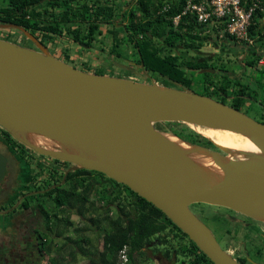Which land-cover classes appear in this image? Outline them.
Wrapping results in <instances>:
<instances>
[{
  "label": "water",
  "instance_id": "95a60500",
  "mask_svg": "<svg viewBox=\"0 0 264 264\" xmlns=\"http://www.w3.org/2000/svg\"><path fill=\"white\" fill-rule=\"evenodd\" d=\"M0 26L21 30L38 47L0 38L1 127L35 152L71 162L69 169L95 170L128 186L214 264H240L190 205L223 206L264 221V123L193 90L84 71L49 53L25 28ZM163 121L235 131L256 150L212 138L220 151L179 139L182 146L155 127ZM30 135L53 146L36 144ZM4 164L1 158L0 177Z\"/></svg>",
  "mask_w": 264,
  "mask_h": 264
},
{
  "label": "flooded vegetation",
  "instance_id": "af4514ba",
  "mask_svg": "<svg viewBox=\"0 0 264 264\" xmlns=\"http://www.w3.org/2000/svg\"><path fill=\"white\" fill-rule=\"evenodd\" d=\"M136 1L124 0L122 9H118L120 0H41L25 8L26 11L35 8L40 14L25 15L21 9L16 17L24 18L29 22V28L19 26L28 30L49 53L79 68L72 55L75 50L78 49L81 54H85L83 52L88 54L89 50L109 54L119 51L120 42L118 39L120 36L131 38L132 32H120V28L128 23L129 10ZM50 2L54 3L50 4ZM6 7L7 2L2 10H7ZM69 7L78 8L81 13L63 19L61 13ZM100 7L104 10L102 16L97 17L96 12ZM256 20L258 27L254 35L251 36L250 42L231 41V46L224 49L222 56L219 57L220 60L226 61L224 65L214 64L218 67L212 68L208 67L211 64H207V67L204 68L197 70L187 68L186 70L189 73H198L202 69H208L205 72H208L210 76L207 81L204 78V82L210 84L209 89L222 93L221 97L226 100L228 105L232 102H240L241 111L264 123V58H262L264 56V11ZM95 24L98 25L97 28ZM45 26H56L58 31H47ZM17 31L21 37L20 45L38 50L36 43L30 37L19 29ZM77 33L80 40L74 39ZM131 45L134 47L133 43ZM235 48L243 49V55L239 62L240 69L237 72H234L229 64L232 59L231 54L236 53ZM215 54L211 59L216 60L220 53ZM195 61L199 62V60ZM84 64L82 63L83 66ZM130 64L133 66L132 68L129 65L133 70L134 66H138L142 76L143 74L148 75L149 71L143 68L142 62L139 63L138 57ZM218 72H222L219 77H222L223 91L215 86L216 76L213 75ZM255 73L260 75L259 79L254 77ZM158 76L160 77V75ZM119 77L127 76L119 75ZM136 80L144 81V79ZM149 81L163 85L161 80ZM176 85H179L178 82ZM248 111H251L255 116L250 115ZM1 158H4L5 164L0 177V264H39L40 259L49 254L45 250L48 240H52L51 252L54 250L56 222L68 218L70 223L71 211L78 217L81 226L73 228L72 234H68V236L87 238V232H89L87 215L100 213L101 208L93 209V205L87 200L80 207L84 196L77 192L78 184H86L87 180H93L88 176L95 170L68 178L69 171L84 168L69 169L73 165L71 162L35 152L14 139L0 126ZM99 175L106 176L103 173ZM51 189H65L74 194L66 200L64 205L57 206L54 197L59 192H53L51 197L46 194ZM71 200L75 204L72 209H69L67 203H70ZM194 204L198 205L197 209H202L203 207L199 206L202 203L190 205V209L194 213L201 212L193 207ZM214 206L216 207L212 210V214L217 215V220H223L225 224L224 229L222 228L220 231L221 239H218L212 228L209 227L220 246L225 251L228 250L229 252H227L240 264H264V221L251 218L227 207ZM60 210H62L61 213ZM102 225L99 224L98 227L101 228ZM83 246L87 247L86 243ZM79 257L86 258L81 255ZM149 259L151 260L148 257L147 260ZM155 261L156 263H167L168 259L157 257ZM121 263L124 264V262ZM186 264H193V261L188 260Z\"/></svg>",
  "mask_w": 264,
  "mask_h": 264
},
{
  "label": "trees",
  "instance_id": "16d2710c",
  "mask_svg": "<svg viewBox=\"0 0 264 264\" xmlns=\"http://www.w3.org/2000/svg\"><path fill=\"white\" fill-rule=\"evenodd\" d=\"M7 2V10H2L3 16H0L1 22H13L25 28H29V22L24 18H18L16 15L22 9L26 15L35 16L40 14L35 8L26 11V7L32 6L41 0H3ZM199 1V0H196ZM54 2H50L53 4ZM187 4V0H137L129 10L128 23L120 28V32L130 31L131 38L129 39L134 44L135 54L138 57L139 63H143V68L147 71H153L161 77V83L165 86L181 87L182 89L190 90L194 85L195 73L187 72V68L197 70L207 67V61H193L189 59H181L177 52L172 53V49L176 46H183L188 50H199L205 41L211 42L214 46L218 44L219 34L217 28L209 24L199 23L196 16L183 12ZM104 8L100 7L96 12V16H102ZM81 13L78 8L69 7L61 13L63 19L74 17ZM261 15L257 12L254 18ZM178 16L177 19L175 17ZM97 24L95 27L97 28ZM47 31L57 32L56 26H45ZM256 24H252L249 28V35H254ZM78 33L74 36L75 40H80ZM228 40L236 41L235 38L227 34L223 35ZM155 41V42H154ZM166 51H163V50ZM87 72L90 71L88 65L79 67ZM103 74V73H98ZM206 80L209 74L206 73ZM169 77L178 82L179 85H174L165 79ZM169 83V84H168ZM196 84V83H195ZM223 91V87H220ZM241 91V90H240ZM198 93L210 96L218 101L226 103L223 97H216L210 92L209 86L204 83L198 88ZM230 106L242 110L240 102L229 103ZM244 112V111H243ZM246 113V112H245ZM247 114V113H246ZM161 122L154 123L155 127L161 129ZM170 126L173 134L181 137L183 140L194 144H201L207 147H213L210 140L202 138L199 134L189 129L187 124L178 121H164ZM6 131V130H5ZM7 132V131H6ZM92 170L79 169L69 171L67 176L72 177L79 173H90ZM96 173H101L93 171ZM102 174V173H101ZM108 178L107 176H105ZM112 184H116L123 190L118 194L111 192V197L104 192V211L101 214V222L104 223L102 234V248L99 250L96 246H83L84 243H89L87 237H71L64 236L65 227L69 223V219L56 222L55 236L63 237L60 244L55 248V255L50 259L49 264H76L78 257L84 256L93 261L94 259L100 264H122L120 253L124 250L126 261L124 264H138L140 256L144 255L145 247L151 240H155L158 244H169L171 240L176 242L177 237H182L187 241L179 242L178 254L192 257L193 264H214L210 259L188 238V236L173 223L160 209L139 196L128 186L118 183L108 178ZM72 185V184H71ZM80 186L82 189L80 190ZM78 192L82 193L84 200L80 203V207L89 199L93 190V180H87L86 184H78ZM56 193L54 202L57 206L64 205L66 200L74 193L65 189L49 190L47 195L51 196ZM52 197V196H51ZM111 206L116 210V216H110ZM95 209V207L93 208ZM93 223H100L98 218H88ZM173 236L175 239H173ZM52 240L46 242V253H50ZM175 246V245H174ZM175 248V247H174ZM155 251L159 250L154 246ZM164 254L169 256V249L165 248ZM184 260V259H183Z\"/></svg>",
  "mask_w": 264,
  "mask_h": 264
},
{
  "label": "rangeland",
  "instance_id": "374dc122",
  "mask_svg": "<svg viewBox=\"0 0 264 264\" xmlns=\"http://www.w3.org/2000/svg\"><path fill=\"white\" fill-rule=\"evenodd\" d=\"M5 4H6V1L0 0V9L2 7H4ZM123 4H124V0H120V4L118 6V9H122ZM0 16H2L1 11H0ZM4 23L5 22L0 21V24H4ZM6 23H13V22H6ZM256 24L257 25H256V28L254 29V32H256L257 27H258L257 20H256ZM17 30L18 29H16L15 27H10V28L7 27L6 28L3 26H0V38L6 39L9 41H13V42H16L19 44L21 42V37H20L19 32ZM64 39H67V38H64ZM118 40L120 42V47L118 48L119 51H117V52L114 51V52H111L109 54L101 53L100 51L93 52L91 50H89L90 52H88V54H87V52H83L85 54H81V51L79 52L78 49L75 50L72 55L74 56L76 63H78V64H76V66L82 67L83 66L82 63L83 64L85 63L84 66L88 65V67L90 68V71H95V72L103 73V74H107V75L109 74V75H117V76H119V75L127 76L125 78H130L133 80L144 79V81H141V82H150L149 80H153V81L160 80V77L156 73H154L153 71L147 72L148 75L143 74V76H142V72L139 70L138 66H134L135 69L133 70L132 69L133 66L130 64V62L135 60L137 57L135 54V51H134L135 48L131 45L132 44L131 41L126 36H124V37L120 36V38ZM231 41L228 40V38L227 39L224 38V36H219L218 44L216 46H214L209 41H205L201 45V47L198 51L197 50H188V49H185L183 46L180 45V46H176L175 48H173L172 53H173V51L177 52L181 59L207 61V64H211V65H208V67L211 66L212 68H216L218 66L214 65V64L224 65L226 63V61L220 60L219 57L222 56L221 54L223 53L225 48L227 49L231 46V44H230ZM121 47H123V48H121ZM163 51H166V50L164 49ZM234 51L236 53L231 54L230 57H232V59H231V61H229V64L231 66L230 65L229 66L232 68V70L234 72H237L240 69L239 62H240V58L243 55V49H238V48L236 49L235 48ZM215 53H218V54L220 53V54L218 57H216V60L211 59L212 55ZM215 55H217V54H215ZM194 58H197V59H194ZM235 58H236V60H235ZM262 58H264V56H262ZM80 61H82V63H80ZM127 69L130 71H128ZM205 70H208V69H202L200 72L195 73L194 76H195L196 80H194V85L191 86L190 90L198 92V88L201 86L202 83H204L205 85H208L210 87L209 83L204 82V78H206V76H207L206 73H208V72H205ZM220 73H222V72L214 73V75H213V76H216L215 86L218 88H220V86L222 85V77H219ZM248 73H249V71H248ZM209 76H210V74H209ZM211 77H212V75H211ZM254 77L259 79L260 75H257L255 73ZM210 92L218 98H220L222 96L221 95L222 93L216 92L214 89H210ZM248 112L250 115L255 116L251 111H248ZM160 124H161V129H159V130L167 133L168 137L171 140L178 141L181 144L179 139H181V140H183V139L181 137L173 134L172 131L170 130V126L166 125L164 123V121L161 122ZM187 126L189 127V129L196 132L197 134H199L204 139L209 140L208 138L212 137L217 142H220V143L227 145V146L256 150L255 145L244 136L242 138H239L238 136L236 137V135H231V134H227V133H224L222 135H215L210 131V129H211L210 127L205 128V127H200V126L190 125V124H187ZM30 138L36 144H40V145H44V146H48V147L53 146V142H51L50 140H48L42 136L30 135ZM209 148L220 151V149H218L216 146L209 147ZM88 177L93 179V190H92L91 195H90V200H91L90 204L93 205V208L95 207V210H96V208H101V211H99L100 213H89L87 216H88V218L96 217V218H98L97 220H100L102 217L101 214L104 211V205H103L104 200H106V198L103 196L104 195L103 193L105 191L108 192V189L111 190V192H113L115 194H118L119 192H122V194H124V193H123V190L120 189V187L118 185H116L114 183L112 184V182L108 178H106L102 175H99L98 173L91 172ZM106 194L108 195V197H111V195H110L111 193L110 194L106 193ZM78 198H79V195H78ZM74 201H76V200H74ZM74 204L75 203L71 200L70 203H67V208L72 209L74 207ZM199 206H202L203 208L197 209L198 205H195V204L193 205V207L196 208L197 210H201V212L196 211L195 214L199 218H201L203 220V222H205V224H207V226L212 228L213 233L217 236L218 239H221L220 231L222 230V228L224 229L225 224L223 223V220H217V215L212 214V210L216 206L211 205V204H206V203H202V205H199ZM61 212H62V210H60V213ZM109 214L112 217L116 216V210L114 207L111 206V210H110ZM99 224H103L102 227L104 226V223H102L101 220H100V223L96 224V223L89 221V219H88L87 229L89 232H87V234H88L87 237L89 238V243L87 242L86 246L93 245V246H96V248H98L99 250H101L103 230H102V227L101 228L98 227ZM78 226H81L79 219L71 211L70 212V223L68 224L67 228H65L64 236H67L68 234H72L73 228L78 227ZM62 239H63V237H61V238L56 237L55 238L54 250H52L51 253L46 254V256H43L40 259L39 264H49L50 259L56 253L55 248L58 246V244H60ZM173 239H175L174 236H173ZM180 239H182V240H180ZM175 240H176V242L171 240L170 243L166 244V245L165 244H163V245L158 244L155 240H151L149 242V244L145 247V252H144L145 254L140 256L138 264H186V261H188V260L191 261L192 257H189V259H188L187 256H183L181 254H178V252L176 251L179 249L178 243L179 242L181 243V241L183 242V241H187V240L183 239L182 237H180V238L178 237ZM221 245H223V243H221ZM154 246H157L159 250L155 251L153 249ZM165 248L169 249V256H166L164 254ZM148 257L151 258V260L150 259L147 260ZM157 257H159V258L161 257L163 259L166 258V259H168V262L167 263L166 262H164V263H158L157 262L156 263L155 260H157ZM121 262H122V259H121ZM76 264H100V263L98 261H96L95 259L93 261H91L87 258L79 257V261Z\"/></svg>",
  "mask_w": 264,
  "mask_h": 264
},
{
  "label": "built area",
  "instance_id": "2783aa9c",
  "mask_svg": "<svg viewBox=\"0 0 264 264\" xmlns=\"http://www.w3.org/2000/svg\"><path fill=\"white\" fill-rule=\"evenodd\" d=\"M263 11L264 0H187L183 12L196 16L199 23L216 27L218 36L227 34L238 42H250L249 28L256 24L255 14ZM120 258L126 261L124 250Z\"/></svg>",
  "mask_w": 264,
  "mask_h": 264
},
{
  "label": "bare ground",
  "instance_id": "6f19581e",
  "mask_svg": "<svg viewBox=\"0 0 264 264\" xmlns=\"http://www.w3.org/2000/svg\"><path fill=\"white\" fill-rule=\"evenodd\" d=\"M211 129H210V131L213 133V134H215V135H222V134H224V133H227V134H231V135H236V137L238 136L239 138H242L244 135H242V134H240V133H237V132H235V131H231V130H228V129H220V128H212V127H210ZM210 137V136H209ZM244 137H246V136H244ZM210 138H212V137H210ZM248 140H249V138L248 137H246ZM213 139V138H212ZM214 141H215V139H213ZM216 142V141H215ZM216 143H218V144H221V145H223V146H226V147H229V148H233V149H240V150H251V149H245V148H240V147H233V146H227V145H224V144H222V143H220V142H216ZM181 145L182 146H187L185 143H183V142H181ZM205 162H207V165H213V163L211 162V160L209 161V160H205Z\"/></svg>",
  "mask_w": 264,
  "mask_h": 264
}]
</instances>
